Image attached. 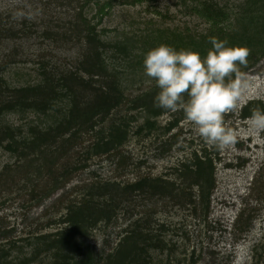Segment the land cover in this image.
Returning <instances> with one entry per match:
<instances>
[{"label":"rangeland","instance_id":"obj_1","mask_svg":"<svg viewBox=\"0 0 264 264\" xmlns=\"http://www.w3.org/2000/svg\"><path fill=\"white\" fill-rule=\"evenodd\" d=\"M79 4L80 0H0V78L11 87L33 85L42 81L44 69L58 77L74 67L84 55L85 42L76 38L53 42L37 33L46 26L41 27L43 21L50 20V28L66 22L78 12ZM92 4L85 12L90 18L95 13ZM205 4L227 13L219 25L224 31L245 14L247 0L116 3L97 30L107 46L128 42L130 60L136 65L130 67L119 54L117 78L124 101L94 129L85 127L72 138L59 137L32 151L23 141L34 136V129L54 127L67 110L66 99L58 103L59 111L44 114L28 109L0 115V138L14 135L0 145V264H87L88 259V264H117L138 234L143 236L137 241L141 254L135 256L140 264H264V130L250 129V116L242 115L247 105L249 110L264 108V54L254 65L241 66L252 87L240 107L225 116L240 136L223 151L205 144L182 110L151 117L156 127L150 129L145 125L146 110L131 108L134 98L158 88L145 75L143 61L149 50L166 40L179 50L173 43L174 32L186 44L214 33L211 21L197 12ZM28 28L33 33L22 35ZM208 49L194 50L206 55ZM105 53L118 54L112 48ZM93 94L82 90L86 100ZM176 116L182 117L179 124L167 131ZM124 122L129 124V135L122 145L109 152L92 151L103 130ZM143 125V132L137 134ZM10 142L27 155L7 149ZM206 152L214 163L208 208L186 165L194 168L196 154L204 157ZM145 177L167 180L169 193H124L108 185L123 188ZM84 202L93 214L104 207L110 216L96 223L66 221L69 207ZM129 260L124 258L123 264H132Z\"/></svg>","mask_w":264,"mask_h":264},{"label":"trees","instance_id":"obj_2","mask_svg":"<svg viewBox=\"0 0 264 264\" xmlns=\"http://www.w3.org/2000/svg\"><path fill=\"white\" fill-rule=\"evenodd\" d=\"M121 1L122 0H80L78 12L66 22L63 21L55 24L53 27L54 29L47 26L50 20L49 22L46 20L47 23H45L46 21L41 22V27L43 24H46V26H44L37 35L46 40L57 42L61 40L72 41L73 38H76L78 42L86 43L84 55L79 58L74 67L70 68L66 73L62 72L61 75L57 77L55 75L52 76L53 72L51 70L49 72L44 69L42 72L44 77L41 82L19 87H11L4 79L0 78L3 82V84L1 83L3 86L0 87V115L5 112L25 111L28 109H34L45 114L49 110H57L59 108L57 107L58 103L61 101L64 102L66 99L65 102L68 104L67 110L64 111L61 120L58 121L54 127L46 130L34 129L32 130L34 136L23 141V145L29 150L34 151L42 144L47 145L49 143H54L59 137L63 138L66 135L67 138H72L85 127L87 129L90 126L91 129H94L97 124L106 121L111 112L124 101L123 91L120 86L121 82L119 78H117L120 74V70L116 68V62L122 59L119 57L121 53L123 54V59L128 61L130 67L134 68L133 65L136 64L130 60L133 57L132 54H130V45L126 41H119L113 45L108 44L109 46H107L101 39L100 33L97 30L103 18L110 14L111 9H113L116 3ZM123 2L136 5L142 2V0H123ZM92 3L95 5V13L92 15L93 20L85 14L88 9L87 7H90ZM197 12L199 15L211 21L212 29L213 31L215 30L214 33L211 31L210 37L207 38V36H202V40L194 39V41L190 40V43L186 44L183 39L184 37H182L180 33L174 32L173 43L177 48L205 51L207 47H209V49L212 48L210 40L215 37L219 40L226 39L229 42L228 46L247 45L250 47L251 53L248 57V63H253V65L254 62L258 60L257 56L260 53L264 54V0H247V6L244 7L245 14L241 19L237 20L233 28L228 30L226 28L224 31L219 27L221 22L227 17V13L222 7H212L211 5L205 4L203 8H198ZM35 26L36 25H34V27ZM216 31L221 33L219 34V32ZM22 32V35H28L32 34L33 30L28 28L22 30ZM166 42L169 43L170 41L166 40ZM192 44L194 45L193 47L188 46ZM109 47L115 49L118 54L112 53L106 56L107 53L105 52L110 49ZM109 58L115 61L112 62ZM138 65L137 63V66ZM243 69L245 68H241V70ZM82 90L94 91V96L86 100L82 95ZM159 91L160 89L156 88L151 92L143 93V95L134 98L131 104V108L133 109L142 108L146 110L148 117H146L145 125L150 129L156 127V121L151 119V117H158L169 111L154 106L155 97ZM256 109L264 111L263 107ZM182 113L185 115L184 112ZM242 115H252V110H249V105L244 108ZM181 118L180 116H176L170 120L166 130L171 131L179 124ZM128 127V122H124L122 126L111 125L108 130H105V133L103 130V136L94 143L92 151L94 153L109 152L122 145L128 138ZM143 129L144 125L136 130L137 134L142 133ZM9 138L13 139L14 135L9 134V136L0 138V145L4 140ZM11 142L13 143L14 140ZM11 142L5 145V147L14 152L19 151L15 147H12ZM17 153L22 156L27 155L25 152L19 151ZM186 165L189 172L193 173V182L200 186L202 199L206 202L205 204L208 208L210 188L214 183V163L212 158H210L207 152L204 157L196 154L195 158L192 160L194 168H191L189 164ZM168 183L167 180H163L160 177L151 180L145 177L123 188H119L117 185L115 186V184L111 183H108V185L111 188L115 187L116 190L121 189L124 193L149 191L151 195H166L169 193L167 190ZM109 192L111 193V191ZM101 193L105 194L107 191ZM85 209L89 211L83 212L82 214V211ZM98 209L100 211H96V214H93L87 202H84V204L76 208L70 206L65 219L71 223L90 222L94 219L92 223H96L101 217L108 218L110 216V210L104 207ZM141 238H143L141 234H138L137 238L135 235L134 239L132 238L131 243H129L130 245L132 244V247L127 243L129 249L125 248V250H123L126 251L125 254H123V259L130 258L132 264H140L139 259H136L135 256L141 254V249L137 246V241H140ZM120 252L121 250L119 253ZM132 255H134V257ZM122 258L116 260L117 264H123ZM88 262L89 259L86 260L85 263L88 264Z\"/></svg>","mask_w":264,"mask_h":264},{"label":"clouds","instance_id":"obj_3","mask_svg":"<svg viewBox=\"0 0 264 264\" xmlns=\"http://www.w3.org/2000/svg\"><path fill=\"white\" fill-rule=\"evenodd\" d=\"M210 42L212 48L206 55L161 43L147 52L143 64L145 75L160 89L154 106L182 110L205 144L223 151L240 136L225 116L240 107L252 87L251 77L241 70V66L247 67L251 49L228 46L226 39L215 37ZM248 125L255 131L264 130V111L252 109Z\"/></svg>","mask_w":264,"mask_h":264}]
</instances>
